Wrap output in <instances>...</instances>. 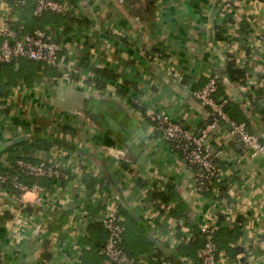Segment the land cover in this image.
Instances as JSON below:
<instances>
[{
	"label": "crops",
	"instance_id": "0c3cea01",
	"mask_svg": "<svg viewBox=\"0 0 264 264\" xmlns=\"http://www.w3.org/2000/svg\"><path fill=\"white\" fill-rule=\"evenodd\" d=\"M71 1L81 12L79 28L76 23L62 28L66 24L55 16L48 32L67 46L66 64L81 68L80 74L65 77L26 58L27 63H15L20 76L9 67L0 69V85L8 83L1 98L10 100L0 108V151L39 131L67 140L65 161L77 167L72 180L59 187L43 180L38 202L33 192L22 198L0 194V264H104L98 247L107 232L98 222L104 210L94 195L98 189L110 192L123 213L129 209L124 245L133 264H157V255L170 254L155 236L171 232L168 212L191 221L211 216L218 222L222 216L225 224L234 216L231 229L238 236L231 245L241 250L230 255L221 249L220 264H264V156L252 155L219 123L206 145L224 170L223 194L197 196L196 169L153 132L151 119L164 108L190 133H199L211 119L193 92L217 74V99L264 143V115L258 112L264 109V0H155L154 19L145 0ZM3 9L0 1V22ZM227 25H233L232 32ZM230 61L245 68L246 82L230 79ZM136 101L143 110L134 108ZM108 118L126 119V131L137 130L124 139ZM51 148L19 152L15 147L14 152L39 160L50 157ZM9 159L3 151L0 163L6 167ZM172 187L178 195L168 203L156 195ZM151 208L156 220L149 219ZM191 227L197 235V227ZM180 255L200 264L192 254Z\"/></svg>",
	"mask_w": 264,
	"mask_h": 264
},
{
	"label": "built area",
	"instance_id": "2783aa9c",
	"mask_svg": "<svg viewBox=\"0 0 264 264\" xmlns=\"http://www.w3.org/2000/svg\"><path fill=\"white\" fill-rule=\"evenodd\" d=\"M0 1L4 5L5 14L2 16V22H0V37L2 38L0 42V67L20 58H26L58 70L65 77L81 72V68H73L66 64L64 55L67 46L49 34L46 29L36 28L32 34H26L22 37L18 35L19 30L23 28L21 11L25 0H19L12 5L7 0ZM35 13L36 15L46 13L69 14L74 17L75 21H69L68 24L65 23L66 25L62 24V28L67 25L68 28H74L75 23V27L79 28L80 26V9L71 0H36ZM232 28L233 25H227L229 33L232 32ZM169 73L172 74V70ZM178 78L183 80L181 76ZM88 86L92 91L93 85ZM219 88L220 78L217 74H213L203 87L193 92L194 97L208 110L211 119L199 133H190L181 123L175 121L164 108H159L151 114L153 132L160 134L173 153L180 156L190 167L196 169L192 187L197 196L217 195L219 193L218 185L224 179L223 168L219 165L216 155L206 145V139L216 130L219 123H223L234 137L243 142L245 148L252 155L264 156V143L260 137L249 129L247 123L234 120L225 110L226 101H219L215 97ZM9 102L10 100L7 98L2 99L0 108H5ZM138 105L140 106V103ZM50 136L56 141L52 145L50 157L36 160L30 156H22L6 167L0 163V194L10 192L22 198L26 192H33L37 195L36 201L38 202L45 191L42 185L44 179H51L54 185L58 187L63 185L64 181L72 180L77 172V167L71 160L65 161L69 154L67 140ZM57 142L65 143L66 146H60ZM24 177L34 180L28 183L24 181ZM94 195L104 205L102 215L98 219V222L107 232V239L101 250L104 256V264H133L135 259L129 255L124 247L126 226L120 204L114 201L112 194L108 191L98 189ZM16 211L18 214L22 213L21 209L18 210L17 208ZM152 211L151 208L150 215ZM156 217L157 211H155V216L153 213L149 219L155 218L154 220H156ZM166 217L171 232L167 236H162L160 233L155 234V236L157 240L166 245L170 253L177 254L178 247L183 243L192 244L201 240V245L197 250L200 264H220L222 251L215 243L218 229L216 218L205 216L202 220L194 221L193 219L191 221V219L184 217L175 218L170 212L166 214ZM230 218L231 221H227L226 226L232 228L234 224L231 223L236 219L234 216H230ZM175 219L176 221L172 222ZM191 225L197 227L199 234L193 233ZM178 260L183 264L191 262L181 255L178 256ZM156 261L157 264H170L160 255H157Z\"/></svg>",
	"mask_w": 264,
	"mask_h": 264
},
{
	"label": "trees",
	"instance_id": "16d2710c",
	"mask_svg": "<svg viewBox=\"0 0 264 264\" xmlns=\"http://www.w3.org/2000/svg\"><path fill=\"white\" fill-rule=\"evenodd\" d=\"M8 1L11 2V4H15L19 0H8ZM35 4H36V0H25V4L23 5L22 11H21V22H22L23 28L20 29L19 33H18V35L20 37H22L26 34H32L36 28H42V29H46L47 31H49V28H50L49 25L51 23H54L57 21L55 16H61V18H62L61 21H64V23H67V24L69 21L70 22L75 21L74 17L70 16L69 14L46 13L43 15H36L34 12L35 11ZM219 29H221V27ZM223 39H225V38H223ZM17 62L20 65H22L25 62L27 63V60H25V58H20L15 62L2 65L0 67V69L1 68L3 69L4 67H9L10 70L12 72H14V74H16L17 76H20L21 75L20 72L16 73L17 69H16L15 63H17ZM227 73H228V76L230 77V79L234 82H246V80L248 79L245 68L238 67L236 65V61H230L228 63ZM7 84L8 83H4V80H3L2 84L0 85V105H1V99H2L1 96L5 93V90L8 87ZM215 97L217 98L216 95H215ZM227 105H228V103L225 104L226 112L229 111V107ZM134 108H136L137 110H140V111L143 110V107H140L138 105L135 106ZM258 112L264 115V109H262L261 107H259ZM231 117L238 122H244L242 120L243 118H239L235 115H232ZM55 143H56L55 139H53L51 136H47V135H45V133H41L39 131L38 132L36 131L33 134V136L30 139H28L27 141L17 143L16 146H10V147H8V149H5V150H6V152L9 153V157H10L9 160L12 162L11 164H13L16 159L22 157V156L15 157L16 154L19 155L18 152L17 153L14 152L15 147L16 148L18 147L19 152H21V151L29 152L31 150H40V149L49 150L51 148V146L54 145ZM57 144H59L60 146H62V145L66 146L67 143L65 144V143L57 142ZM5 150H3V151H5ZM3 151H0V156L2 155ZM0 168H1V166H0ZM23 179H24V181H26L28 183H31L34 180V179L28 178V177H24ZM65 182H67V181H64L63 184ZM223 183H224V180H222L219 183L220 184V189H219V193H218L219 197L222 196V194H223V191H222V184ZM156 195H158V197L160 199H162L164 202L168 203L171 199H174L178 194H177V191L172 187V188H170V191L167 194L158 193ZM124 212L125 213L122 212L124 218L125 217L130 218L129 209H124ZM127 214H128V216H127ZM131 216L133 217V215H131ZM222 218L223 217L220 216V220L217 223L218 229H217V233L215 236V243L217 244V246L220 250L226 249L228 254H230V255H232L233 253L236 254L241 249H232L231 243H233L235 241L234 239L237 238L238 233L236 232V229H231V227H227ZM132 220L136 221L135 217L132 218ZM126 221H127V219L125 218L124 224H125L126 230H127V222ZM137 225H138V222H137ZM235 227H237V226L235 225ZM126 230H125V233H126ZM144 230L145 229H143V228L140 229L141 232L145 233V237L147 238V236H146L147 232ZM198 234H199V232H198ZM124 236H125V234H124ZM199 241H200V245H201V240H199ZM200 245L197 244L196 246H194L191 243L190 244L183 243L178 247L177 254L170 253L166 257V259L168 262H170V264H181V262L178 260V256L180 254H184V255L192 254L194 257L196 256L198 259L197 250H198ZM124 247H125V245H124ZM98 248H99V252L101 253L103 246L99 245ZM230 249H232L234 252H230L229 251ZM129 255L132 258H134V256H132L130 253H129Z\"/></svg>",
	"mask_w": 264,
	"mask_h": 264
},
{
	"label": "water",
	"instance_id": "95a60500",
	"mask_svg": "<svg viewBox=\"0 0 264 264\" xmlns=\"http://www.w3.org/2000/svg\"><path fill=\"white\" fill-rule=\"evenodd\" d=\"M145 3H146V8H147V13H148V17L150 19H154L156 17V8H155V0H145ZM126 121V119H125ZM125 121H121V123H116L112 118H108L107 119V122L110 126V128L117 134H119L120 136H122V138L124 139H129L130 138V135L131 133L134 132V130H137L135 127L129 129L128 131H126V129L124 128L125 127ZM25 140V137H22V138H19V139H16V143L18 142H21ZM135 154L139 155V156H142V152L141 150L138 148V147H132L131 148ZM148 238L153 241V242H157V244L159 245V247H163L160 242L156 241L155 238L151 235V234H148L147 235ZM164 251L166 252V249L163 247Z\"/></svg>",
	"mask_w": 264,
	"mask_h": 264
}]
</instances>
